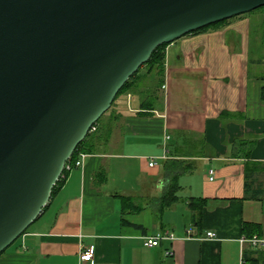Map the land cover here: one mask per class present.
<instances>
[{"label": "crops", "instance_id": "0c3cea01", "mask_svg": "<svg viewBox=\"0 0 264 264\" xmlns=\"http://www.w3.org/2000/svg\"><path fill=\"white\" fill-rule=\"evenodd\" d=\"M141 78L102 118L83 167L67 174L0 264H243L245 250L263 252L241 238L245 222L264 236V8L170 43L161 86ZM175 159L192 168L161 212ZM192 197L208 201L198 225ZM161 232L176 239L145 245ZM89 245L95 256L84 262Z\"/></svg>", "mask_w": 264, "mask_h": 264}, {"label": "water", "instance_id": "95a60500", "mask_svg": "<svg viewBox=\"0 0 264 264\" xmlns=\"http://www.w3.org/2000/svg\"><path fill=\"white\" fill-rule=\"evenodd\" d=\"M264 0H0V255L161 44Z\"/></svg>", "mask_w": 264, "mask_h": 264}, {"label": "trees", "instance_id": "16d2710c", "mask_svg": "<svg viewBox=\"0 0 264 264\" xmlns=\"http://www.w3.org/2000/svg\"><path fill=\"white\" fill-rule=\"evenodd\" d=\"M262 8H264V7H262ZM227 20L228 19H225L223 21L211 24L209 26L203 27V28L198 29V30L193 31V32L204 31L211 26H215V25L224 23ZM168 45L169 44H161L160 46H158L156 48V50L153 52L149 61L147 63H145L144 65H142L139 68V70L120 89V91L118 92L117 96L115 97L112 105L115 103V101L117 100V98L120 95L131 92L135 89V87L137 85V81L135 83L134 80L138 76L140 70L146 65H151L150 66L151 68H149L150 69L149 72H151L152 67H154V66H156V68L159 69L158 70L159 74H158L157 84L159 86L162 85V83L164 82V75H165L166 47ZM103 116L94 124L97 127L96 131L89 132V134L86 136V138L78 145L76 151L72 155V158H71L72 160L76 159L79 155V152H81V151L86 152V153H90V152L94 151V149H95L94 148L95 147L94 140L96 139L98 133L100 132V128H101L100 122H101V119L103 118ZM245 156H249V152L245 153ZM180 163H181L180 160L175 159V160H172V162L168 163V165H167V175L169 174V176H170V182L167 185V188L165 189L163 195L159 198V201H158V207H159V210L161 212H163L164 210L169 208L171 205H173L179 199L178 192L181 189V185L179 184V175L181 173L187 171L188 169L192 168L191 164H189L188 165L189 167L187 168V166L183 167L182 165H180ZM64 181L65 180L61 178L54 185L51 198L53 197L54 193H56V191L59 189V187L62 185V183ZM121 198L123 200V203L127 202L128 207L130 206L129 208H131L132 210L140 209L139 207L130 203V201H131L130 197L121 196ZM207 202H208L207 199L196 198V197H192L190 200V206L194 208L193 220H194V223L196 225H198L202 219V210H203V207L207 204ZM48 204L45 206V208L48 206ZM242 231H243L244 236H246V237H252L255 234L262 235L260 226L257 224L245 222L243 225ZM260 253L261 254L258 255V254H256L255 251L245 250L244 256H243V258H244L243 264H261L260 255H263L264 251L260 252Z\"/></svg>", "mask_w": 264, "mask_h": 264}, {"label": "built area", "instance_id": "2783aa9c", "mask_svg": "<svg viewBox=\"0 0 264 264\" xmlns=\"http://www.w3.org/2000/svg\"><path fill=\"white\" fill-rule=\"evenodd\" d=\"M97 127L95 125H93L90 129V132H94L96 131ZM88 155V153L86 152H79V155L76 159L72 160V156L70 157V159L66 162L64 170L62 172V175L60 176V179H66L67 178V174L72 171L74 168H79V167H83L84 165V160L85 157ZM157 162L156 160L152 159L150 161V166H154L156 165ZM210 174L213 175L214 174V170H210ZM213 177L211 176V179ZM188 238L193 237V227H189L186 231ZM207 237L210 238H214L217 236L216 232L214 231H207L206 233ZM176 236L174 233L171 232H161V233H157L155 235L152 236H146L145 237V245L148 247H153V246H157L161 243V241L163 240H175ZM241 243L245 244L247 246H249L252 249L255 250H260V251H264V236L263 235H258L255 234L252 237H246L243 236L241 238ZM244 249V248H243ZM95 256V247L92 245H89L87 247H84L81 249V253H80V258L82 261L87 262V261H92L94 259ZM243 256H244V252H243ZM243 263H244V258H243Z\"/></svg>", "mask_w": 264, "mask_h": 264}, {"label": "rangeland", "instance_id": "374dc122", "mask_svg": "<svg viewBox=\"0 0 264 264\" xmlns=\"http://www.w3.org/2000/svg\"><path fill=\"white\" fill-rule=\"evenodd\" d=\"M259 9V8H258ZM260 9H262V7L260 8ZM254 11V10H253ZM167 48V47H166ZM151 65H146V66H144L141 70H140V72H139V74H138V76L135 78V80H134V82L136 83V81H137V83H138V80L141 78V77H143V78H141V80H147V81H151V82H153V83H157L158 82V70L159 69H157L156 68V66H154V67H152V70H151V72H149V68H151L150 67ZM121 96V95H120ZM119 96V97H120ZM118 97V98H119ZM117 98V99H118ZM116 102V101H115ZM115 104V103H114ZM114 104L112 105V107L110 108V110H108L105 114H108V112H110L112 109H113V106H114ZM104 117V116H103ZM100 125H102V119H101V122H100ZM100 133V132H99ZM98 133V134H99ZM21 238V237H20ZM19 238V239H20ZM16 241H18V239L16 240Z\"/></svg>", "mask_w": 264, "mask_h": 264}]
</instances>
